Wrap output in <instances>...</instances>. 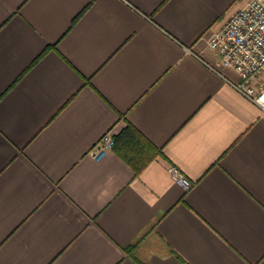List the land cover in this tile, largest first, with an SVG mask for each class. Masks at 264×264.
<instances>
[{
	"label": "crops",
	"instance_id": "0c3cea01",
	"mask_svg": "<svg viewBox=\"0 0 264 264\" xmlns=\"http://www.w3.org/2000/svg\"><path fill=\"white\" fill-rule=\"evenodd\" d=\"M248 2L0 0V264H264V111L207 45ZM128 124L139 174L91 155Z\"/></svg>",
	"mask_w": 264,
	"mask_h": 264
},
{
	"label": "built area",
	"instance_id": "2783aa9c",
	"mask_svg": "<svg viewBox=\"0 0 264 264\" xmlns=\"http://www.w3.org/2000/svg\"><path fill=\"white\" fill-rule=\"evenodd\" d=\"M207 45L219 55L223 67L233 69L239 76L233 87L264 111V0H249L245 8L208 38ZM114 144L110 130L96 143L92 157L100 159ZM169 172L176 183L185 189L191 187L179 169L172 166Z\"/></svg>",
	"mask_w": 264,
	"mask_h": 264
},
{
	"label": "trees",
	"instance_id": "16d2710c",
	"mask_svg": "<svg viewBox=\"0 0 264 264\" xmlns=\"http://www.w3.org/2000/svg\"><path fill=\"white\" fill-rule=\"evenodd\" d=\"M114 140L113 148L134 169L136 174H139L159 153V150L132 124H128Z\"/></svg>",
	"mask_w": 264,
	"mask_h": 264
}]
</instances>
